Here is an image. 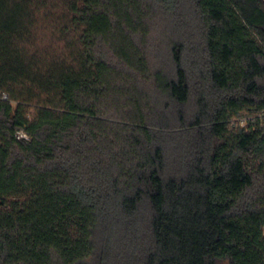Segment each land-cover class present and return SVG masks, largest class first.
I'll use <instances>...</instances> for the list:
<instances>
[{"label": "trees", "instance_id": "trees-1", "mask_svg": "<svg viewBox=\"0 0 264 264\" xmlns=\"http://www.w3.org/2000/svg\"><path fill=\"white\" fill-rule=\"evenodd\" d=\"M221 263L264 264V0H0V264Z\"/></svg>", "mask_w": 264, "mask_h": 264}, {"label": "built area", "instance_id": "built-area-1", "mask_svg": "<svg viewBox=\"0 0 264 264\" xmlns=\"http://www.w3.org/2000/svg\"><path fill=\"white\" fill-rule=\"evenodd\" d=\"M4 100H6V97H3ZM242 126H245V121H242Z\"/></svg>", "mask_w": 264, "mask_h": 264}, {"label": "rangeland", "instance_id": "rangeland-1", "mask_svg": "<svg viewBox=\"0 0 264 264\" xmlns=\"http://www.w3.org/2000/svg\"><path fill=\"white\" fill-rule=\"evenodd\" d=\"M221 264H228V263H221Z\"/></svg>", "mask_w": 264, "mask_h": 264}]
</instances>
